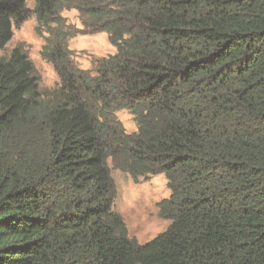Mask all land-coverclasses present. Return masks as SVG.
<instances>
[{
	"label": "trees",
	"instance_id": "trees-1",
	"mask_svg": "<svg viewBox=\"0 0 264 264\" xmlns=\"http://www.w3.org/2000/svg\"><path fill=\"white\" fill-rule=\"evenodd\" d=\"M62 9L116 52L92 72L50 29L47 90L24 47L0 57V264H264V0H35L44 26ZM28 10L0 0V49ZM109 160L166 175L171 223L145 243Z\"/></svg>",
	"mask_w": 264,
	"mask_h": 264
},
{
	"label": "rangeland",
	"instance_id": "rangeland-1",
	"mask_svg": "<svg viewBox=\"0 0 264 264\" xmlns=\"http://www.w3.org/2000/svg\"><path fill=\"white\" fill-rule=\"evenodd\" d=\"M27 6L28 17L20 26L13 27V37L5 48L0 49V57L8 56L16 46L24 47L34 62L43 90L53 89L59 83V76L54 65L42 56V49L50 36V29L61 26L72 34L68 42L69 47L74 51L77 65L92 72L95 70L96 59L116 52L106 32L81 34L85 28L78 10L62 9L59 15L60 20H57L55 16L50 25L44 26L43 22L38 21L37 14L34 12L35 0H27ZM77 28L80 33L77 32ZM116 114L128 133L137 130L134 116L128 110L121 109L116 111ZM109 166L117 188L114 208L124 217L130 236L145 243L165 231L171 220L159 215L158 206L159 202L170 197L171 194L165 173L135 183L128 173L114 168L112 160H109Z\"/></svg>",
	"mask_w": 264,
	"mask_h": 264
},
{
	"label": "clouds",
	"instance_id": "clouds-1",
	"mask_svg": "<svg viewBox=\"0 0 264 264\" xmlns=\"http://www.w3.org/2000/svg\"><path fill=\"white\" fill-rule=\"evenodd\" d=\"M171 192V191H170Z\"/></svg>",
	"mask_w": 264,
	"mask_h": 264
}]
</instances>
